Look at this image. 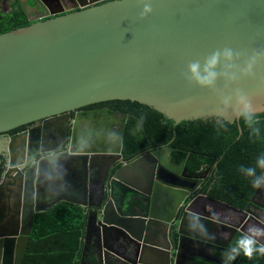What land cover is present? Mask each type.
<instances>
[{
	"label": "water",
	"instance_id": "obj_1",
	"mask_svg": "<svg viewBox=\"0 0 264 264\" xmlns=\"http://www.w3.org/2000/svg\"><path fill=\"white\" fill-rule=\"evenodd\" d=\"M145 4H150L152 11L142 16ZM213 57L216 63L208 68ZM193 64L198 65L200 79L211 77L209 83L193 78ZM127 100L154 109L174 126L208 119L238 123L245 104L250 105L254 115L264 114V0H112L0 34V134L45 118L69 116L84 106ZM238 129L241 134L239 125ZM24 137L25 133L11 138L0 180V264H11L12 255L13 264L22 263L35 214L59 203L87 211L91 207L85 199L62 194L53 204L40 208L39 191H28L23 210L7 223L9 230L2 232L7 216L1 202L9 199L1 197L2 190L16 186L21 179L30 189L33 181V176L27 180L29 170L24 169L31 160L25 161L20 154L25 150ZM22 138L21 150L17 145ZM171 151L164 148L146 153L116 169L106 181L107 173L121 156L109 165L101 180L103 197L88 213L81 264H87L84 256L89 252L94 226L107 251L103 258L97 253L96 263L91 264L172 263L175 250L168 240L165 244L159 242L155 225L168 228L176 224L183 199L203 180L179 179L194 185L189 189L160 177V170L172 177L179 173L162 158L164 152ZM82 154L87 153L81 151L76 157L84 158L81 164L86 168L88 156ZM42 163L40 160L38 165ZM185 163L183 160L180 166ZM156 168L154 178L152 171ZM77 182L78 191H88V179ZM263 187L256 190L250 204L264 212L255 201ZM175 195L182 198L174 199ZM157 202L164 216L155 214L153 205ZM215 202L247 218L255 217L250 211ZM135 203L144 206L145 214L127 209ZM193 217L184 213L175 225L180 241L196 240L189 227ZM201 223L202 218L196 222ZM243 224L226 228L232 234L224 248L229 247L237 232H246ZM108 243L116 248L107 247ZM119 248L128 257H123ZM179 255L177 251V260Z\"/></svg>",
	"mask_w": 264,
	"mask_h": 264
},
{
	"label": "flooded vegetation",
	"instance_id": "obj_2",
	"mask_svg": "<svg viewBox=\"0 0 264 264\" xmlns=\"http://www.w3.org/2000/svg\"><path fill=\"white\" fill-rule=\"evenodd\" d=\"M108 1L112 0H0V34L36 22L45 21L67 13L103 4ZM112 102L113 101H109L84 106L71 111L68 114L69 116L45 118L20 126L7 133L0 134V156L4 158L5 165L6 160L8 159L7 153L11 138L16 135H22L23 133L26 134V137H24L25 150L23 152L20 151V154L22 155L21 157H24L25 161L31 160L24 166L25 170H29L27 180L30 181V176H33V181L30 183V189L28 182H26L25 179H21L20 181H17V179L16 186H8L6 189L2 190L1 197L5 195L9 196V203L7 200L1 202V206L2 208L5 207L4 210L7 215L6 224L1 227L2 232L9 230V228L5 226L15 218L16 213L20 214L23 210V198L28 191L35 193L37 190L39 191L40 198L38 207L40 208L53 204L62 194H72L74 196L70 197L75 198L76 200L85 199L87 206H91L88 207V211L81 208L86 215L87 227L88 213L96 208L104 194V187L101 183L103 181L102 179H105L107 168L117 157L121 156V158L114 163L112 169L107 173L106 181L112 178L116 169L129 164L138 157L159 149L170 148L164 146L152 151H146L137 158H132V156L126 155L123 151V139L126 127L130 121V115L111 105ZM121 135H123L122 148L121 153L119 154V139ZM22 140L23 138L21 139L20 144L17 145L21 150ZM170 149L174 151L173 148ZM81 151H86L87 153L82 154L88 156L87 169L85 168V164L82 165L84 158L76 157L77 153H80ZM173 151L164 152L162 158L167 160V166L178 170L179 173L176 171L177 173L172 177L167 174V171L160 170V177L168 182L183 184L187 188L189 187V189L193 188L194 185L189 182H181L179 179H187L189 181L197 178L203 180L202 184H200L194 192L190 193L189 196L183 199V202L178 209L176 221L178 223L184 213H186L187 216H199L200 219L202 218L201 224H203L204 228L208 230V235H201L198 232H194L193 234L196 237V240L181 239L180 241V235H178L177 227L175 226L177 223H171L168 228L162 227L163 225H160L159 223L156 224L155 226L159 231V242L165 244L168 240L171 243L172 250H175V253H173L171 257L173 258L171 264H175L177 260V251H179L180 254L177 264H238L239 256H237L236 259L229 261L225 254L230 246L234 245L236 236L242 233L237 232L229 247L224 248V245L232 234L231 232L226 231V228L229 226H238L241 222L244 223L243 228L246 232L248 228L253 225L259 228H264V212L259 210L256 205L250 204V202L243 208L235 207L244 211H250V213H253L256 217L247 218L246 215H241L240 213L215 202L219 200L212 199L207 193L203 192L204 184L211 176L210 169L198 173L192 172L191 167H187L186 163L185 166L182 167L180 166L181 163L173 162ZM111 153L114 154L113 158L106 157ZM32 156H34L33 159H31ZM54 157L56 158L53 159L52 162L46 161V159ZM40 160H43V163L45 161V164H41L42 167L38 165ZM78 164H81V167H77ZM149 168L145 172H148ZM157 170L158 169L156 168L152 171L154 178L157 174ZM38 173H40L39 179H37ZM84 177L85 180L88 179L90 182L88 184L87 192L77 190V181ZM24 178H26V175ZM71 184L73 185V189ZM91 198L93 200H91ZM173 198L180 199L182 197L180 195H175ZM255 201L260 206L264 207V187ZM57 205L58 204L55 206ZM153 206L156 208V215H165V212H163L162 209L161 211L160 208L158 209L160 202L154 203ZM128 208L136 211L137 214H145L144 206L139 203L128 205L127 209ZM96 229V226H94L89 235V237H91L90 245L88 247L89 252L84 256V261L87 262V264L93 262L96 263V254H100L103 258L105 251H107V249L104 248V244L101 242L102 240H98L99 231L97 232ZM188 232L192 233L189 229ZM197 238H203L205 239V242H201ZM259 241L264 243V237L259 238ZM107 247L116 248L112 243H108ZM118 250L123 257H128L127 252L123 248H119ZM14 256L15 255L11 256V264L14 263ZM120 261L123 262L124 259L121 257Z\"/></svg>",
	"mask_w": 264,
	"mask_h": 264
},
{
	"label": "trees",
	"instance_id": "obj_3",
	"mask_svg": "<svg viewBox=\"0 0 264 264\" xmlns=\"http://www.w3.org/2000/svg\"><path fill=\"white\" fill-rule=\"evenodd\" d=\"M111 105L130 115L123 139V151L137 158L146 151L164 146L173 148V162L186 160L192 172L210 169L203 192L210 198L237 208L247 205L257 188L252 180L261 175L258 160L264 157V114L254 115L251 128L243 116L238 123L223 120L174 122L154 109L132 101H113ZM238 125L242 133H239ZM254 129H258L257 132ZM254 167L256 177H248L243 167ZM5 170L0 156V180ZM86 230V215L78 206L60 203L34 215L33 230L22 264H80ZM243 234H238L236 240ZM238 264H264V256Z\"/></svg>",
	"mask_w": 264,
	"mask_h": 264
},
{
	"label": "clouds",
	"instance_id": "obj_4",
	"mask_svg": "<svg viewBox=\"0 0 264 264\" xmlns=\"http://www.w3.org/2000/svg\"><path fill=\"white\" fill-rule=\"evenodd\" d=\"M152 11L150 4H145L143 8L142 16L147 15ZM216 63V58L209 62L208 68L212 67ZM198 65L193 64L190 68V71L193 75L194 79H197L200 83H209L211 81V77H206L204 79H200L197 74ZM207 70V69H206ZM244 117L245 122L251 128L257 121L254 119L253 110L250 105L245 104L244 110L241 113ZM258 134V129H254ZM258 165L261 168V175L252 180L253 186L256 188H260L264 185V157L258 160ZM242 171L246 172L248 177H256V169L254 167H247L244 169L241 168ZM200 219L199 216H194L190 221L189 227L193 232H199L201 235H208L207 230L204 228L203 224H196V221ZM264 237V228H259L256 226H251L248 228L247 232L241 235L235 242L233 246H230L229 250L225 254L227 260L231 261L236 259L237 256H243L247 260H252L254 256H264V243L259 242V238Z\"/></svg>",
	"mask_w": 264,
	"mask_h": 264
},
{
	"label": "crops",
	"instance_id": "obj_5",
	"mask_svg": "<svg viewBox=\"0 0 264 264\" xmlns=\"http://www.w3.org/2000/svg\"><path fill=\"white\" fill-rule=\"evenodd\" d=\"M5 212V211H4ZM7 216V215H6Z\"/></svg>",
	"mask_w": 264,
	"mask_h": 264
}]
</instances>
